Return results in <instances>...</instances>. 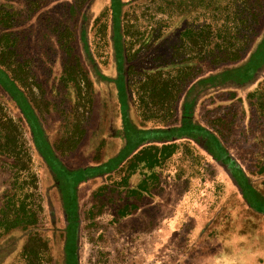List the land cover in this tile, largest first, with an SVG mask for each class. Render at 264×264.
Returning a JSON list of instances; mask_svg holds the SVG:
<instances>
[{"label":"rangeland","instance_id":"obj_1","mask_svg":"<svg viewBox=\"0 0 264 264\" xmlns=\"http://www.w3.org/2000/svg\"><path fill=\"white\" fill-rule=\"evenodd\" d=\"M2 1L0 264L264 259V0Z\"/></svg>","mask_w":264,"mask_h":264},{"label":"trees","instance_id":"obj_2","mask_svg":"<svg viewBox=\"0 0 264 264\" xmlns=\"http://www.w3.org/2000/svg\"><path fill=\"white\" fill-rule=\"evenodd\" d=\"M7 1V0H6ZM3 2V1H2ZM122 3L119 1L112 0L111 10L115 19H120L122 16ZM13 12L8 8V2H3L0 4V35L1 36H10L13 33L14 25L10 17L13 16ZM251 52L244 56V61L241 64L232 69V76L230 80L225 77L226 83H230L231 89L241 88L244 86V83L250 81L254 78L255 74L261 70L262 65H264V34L262 36H256L251 40ZM3 74V71H1ZM216 74L207 75V80L212 79ZM9 79V78H8ZM224 78L221 77V80H218L216 84H219L220 81H223ZM209 86V85H208ZM264 101H262V104ZM195 127V126H194ZM86 170H77L75 174L80 172H85ZM74 219V218H72ZM264 259L256 261V264H263Z\"/></svg>","mask_w":264,"mask_h":264},{"label":"crops","instance_id":"obj_3","mask_svg":"<svg viewBox=\"0 0 264 264\" xmlns=\"http://www.w3.org/2000/svg\"><path fill=\"white\" fill-rule=\"evenodd\" d=\"M264 264V263H263Z\"/></svg>","mask_w":264,"mask_h":264}]
</instances>
